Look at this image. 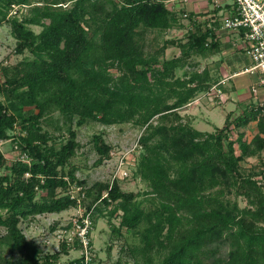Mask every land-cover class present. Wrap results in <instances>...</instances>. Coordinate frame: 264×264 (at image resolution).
Masks as SVG:
<instances>
[{
  "label": "trees",
  "instance_id": "1",
  "mask_svg": "<svg viewBox=\"0 0 264 264\" xmlns=\"http://www.w3.org/2000/svg\"><path fill=\"white\" fill-rule=\"evenodd\" d=\"M183 2L0 0V24L8 22L14 51L27 52L14 63L0 61V140L18 151L8 160L0 150V264L80 263V256L61 263L57 252L42 253L19 222L75 205L70 186L84 180L71 161L79 146L73 126L89 119L142 127L135 172L148 185L142 199L117 179L85 187L92 226L98 215L117 216L112 231L137 233L141 245L130 250L147 263L156 252L158 264H264V161L261 169L243 168L246 158L264 151V111L258 103L236 115L228 111L212 131L180 113L216 81L206 66L184 69L189 59L219 51L216 16ZM20 6L27 11L11 13ZM180 17L187 18L184 40L146 50L149 30L172 28ZM171 42L179 53L161 57ZM249 125L254 132L247 139L241 129ZM91 141L97 165L111 146L100 133ZM144 200L153 206L144 209ZM221 245L228 248L218 254Z\"/></svg>",
  "mask_w": 264,
  "mask_h": 264
},
{
  "label": "rangeland",
  "instance_id": "2",
  "mask_svg": "<svg viewBox=\"0 0 264 264\" xmlns=\"http://www.w3.org/2000/svg\"><path fill=\"white\" fill-rule=\"evenodd\" d=\"M176 1V0H174ZM196 2H199V6H207L208 9L214 7V4L210 0H187L183 2V5L188 10L203 11L202 9L194 8ZM178 3V4H177ZM180 1L176 2V6H179ZM191 8V9H189ZM27 11L26 6H20L19 9L14 8L11 10L16 13H25ZM221 14V12H220ZM181 24V25H180ZM187 24L186 17L179 18V24L166 30H149L146 33V50L152 52L154 49L160 47L165 40L173 39L179 41L185 39L186 28L182 25ZM34 31L40 29L39 26H31ZM15 39L12 37L9 31L8 22H2L0 24V61L2 63H14L20 59L26 51L23 53H16L14 51ZM179 53L178 47L174 43H168L164 49L161 57H169L177 55ZM231 57L236 58L235 55L240 56L239 60L244 62L247 54H241L238 51L231 52ZM222 59L223 63L225 59L222 54L214 55V53L194 54L189 61L191 64L184 67L187 71L200 70L205 64L210 63L212 59ZM175 74L182 76L183 68H178ZM200 94V93H199ZM188 103L186 110L180 108L181 114L192 116L193 126L206 131H212L216 126H221L224 121L226 110L230 108L234 110L235 114H238L243 105L237 107L231 100L215 104L207 98L204 93L200 94ZM205 100L200 107L198 104L200 101ZM210 104H214L209 107ZM44 127L53 131L50 125H44ZM76 133V140L79 142V146L76 148L74 156L71 161L76 165L75 176L78 179L84 180V184L81 185L83 189L90 186L94 181L110 180L113 173L119 175L115 177L119 181V186L122 190L133 191L138 193L137 199H142L145 191L148 188L147 183L142 180L135 172L136 154L139 152L137 148V138L142 130L139 125L128 121L117 124H102L96 120L89 119L81 125L73 126ZM245 133V137L248 139L254 132V126L249 125L244 129H241ZM14 133L18 132V128L13 130ZM58 132L55 131L54 134ZM95 133L102 134V137L111 148L109 157L104 158L101 163L95 165L94 160L97 157V153L94 150L91 138ZM0 150L10 160L17 156L18 151L11 145L9 139L1 140ZM264 161V151L260 156H250L243 162V168L245 169H261ZM84 198V197H83ZM237 201L240 205L245 203L244 199L239 196ZM87 199L81 201V207L73 205L60 212H45L32 216L22 218L19 222V227L23 231L26 238L35 241L42 253H58V259L61 263L66 262L69 259L75 258L80 254L79 245L76 246L75 242L66 243L67 247L62 248L60 236L64 235L63 228L65 224L79 214L85 207ZM144 209L151 208L152 203L148 200H144L142 203ZM118 217L113 216L110 221L117 225ZM110 221L107 215H98L95 217L94 225L92 226L90 236V251L91 262L90 264H158L160 255L156 252H150L151 263H147L143 260L142 255L138 251H131V248L135 249L141 245L139 235L132 231L121 230L120 234H116L112 231ZM0 233H4V229L0 228ZM227 245H221L218 254H223L227 250ZM17 256V255H15Z\"/></svg>",
  "mask_w": 264,
  "mask_h": 264
},
{
  "label": "built area",
  "instance_id": "3",
  "mask_svg": "<svg viewBox=\"0 0 264 264\" xmlns=\"http://www.w3.org/2000/svg\"><path fill=\"white\" fill-rule=\"evenodd\" d=\"M187 1V0H184ZM214 6L220 5L224 1H229L232 6V12L224 15L220 19V26L227 30L240 32L242 35V48L251 60V66L246 69H257L260 73L258 83L264 85V0H210ZM15 8V7H14ZM185 15V14H184ZM251 92L256 95V86L251 87ZM204 95L210 100L222 96V91L217 85H212ZM264 111V100L258 102ZM1 142V140H0ZM21 155V158H24ZM28 172H25L27 175ZM116 173H113L110 182L115 179ZM69 193L71 197L76 198L75 205L81 207V201L84 197V189L81 185L73 183L70 186ZM102 195H106L104 191ZM91 208L79 212L70 221V226L63 228L64 235L60 236V241L65 243H74L80 247L81 261L79 264H90L92 256L90 251L89 232L92 228Z\"/></svg>",
  "mask_w": 264,
  "mask_h": 264
},
{
  "label": "crops",
  "instance_id": "4",
  "mask_svg": "<svg viewBox=\"0 0 264 264\" xmlns=\"http://www.w3.org/2000/svg\"><path fill=\"white\" fill-rule=\"evenodd\" d=\"M194 8L202 9L203 12L207 11L205 17L214 14L218 19V25L215 27L214 31L219 42V51L214 53V55L217 56L218 53L222 54L225 59L224 62H226L223 63L222 59L215 58L212 59L210 63L204 65L208 68L211 79L216 80L212 85H217L222 91V96L220 98L216 97L211 103H222L226 100H231L236 104L235 107L238 105L248 107L253 103L264 100V85L258 83L260 77L259 71L257 69H246L251 66V60L246 57V60L241 62L239 60L240 56L235 55L236 58H234L229 55L234 51H238L244 55L246 54L242 48V35L240 32L227 30L220 26L221 17L232 12L231 3L229 1H224L220 3V5H217V7L208 9L207 6H199V2H196ZM213 8H216L215 12L211 11ZM252 86H256V95L251 92ZM203 101L205 100L203 99L198 104L200 107L205 106L203 104L206 101ZM214 104H210L209 107ZM187 106L188 104L182 107L184 111ZM228 111H232V114L236 115L233 109L230 108L226 110V113ZM187 116L193 121L192 116Z\"/></svg>",
  "mask_w": 264,
  "mask_h": 264
}]
</instances>
